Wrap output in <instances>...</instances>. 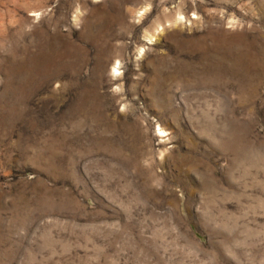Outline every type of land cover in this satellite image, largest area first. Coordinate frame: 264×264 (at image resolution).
Wrapping results in <instances>:
<instances>
[{"label": "rangeland", "instance_id": "1", "mask_svg": "<svg viewBox=\"0 0 264 264\" xmlns=\"http://www.w3.org/2000/svg\"><path fill=\"white\" fill-rule=\"evenodd\" d=\"M0 264H264V0H0Z\"/></svg>", "mask_w": 264, "mask_h": 264}]
</instances>
